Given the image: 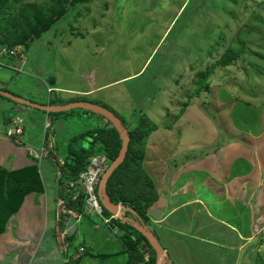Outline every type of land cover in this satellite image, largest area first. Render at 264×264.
<instances>
[{"label": "rangeland", "instance_id": "374dc122", "mask_svg": "<svg viewBox=\"0 0 264 264\" xmlns=\"http://www.w3.org/2000/svg\"><path fill=\"white\" fill-rule=\"evenodd\" d=\"M45 1L48 2L24 0V3L42 5ZM18 8L20 5L15 13ZM39 39L31 43L27 51L19 47L20 57L13 63L6 54L1 56L0 91L46 106H61L54 103L65 99L74 101L72 103L90 102L127 121L132 129L139 125V118L148 119V124L156 125L157 130L148 131L141 143L146 148L143 166L155 182L161 202H167L168 207L191 201L207 191L210 194L206 197L214 203L224 201L230 194L227 187L232 186L225 182H231L234 173L219 172V181L216 173L215 176L213 172L209 173L208 164L201 165L202 170H195L194 162L216 156L232 144L238 148L243 145L249 158L258 160L261 155L258 150L261 144H248L247 141L264 129L261 123V110H264V0H95L65 15ZM227 53L235 57L224 67L220 60ZM144 66L136 77L121 81L139 73ZM206 73L209 74L208 90L197 93L200 74ZM97 87L102 88L92 96L67 92L69 89L83 93ZM7 104L11 108L7 109ZM81 111L49 115L53 121L66 119L68 126L78 124L71 127L73 134L67 141L54 136L59 156H65L63 145L66 143L67 147L71 137L99 125H108L103 117ZM44 115L47 116L45 112L0 96V122L6 117H20L28 133L33 121L41 124ZM262 121L264 125V118ZM6 128L3 123L1 131L6 133ZM43 128L44 123L39 141ZM30 141L28 144L33 147L39 143ZM181 143L189 148L180 151L178 145ZM240 169L242 176L246 167ZM261 176L262 186L264 167ZM179 178L189 180L185 188H181L183 183L178 182ZM261 191L264 193V189ZM254 192L257 193V189L254 188ZM240 195L241 192L233 197L239 199ZM39 202L37 200L35 211L20 209L23 218L18 222L20 229L8 230L7 227L6 235L0 237V264H36L34 258L39 249L34 252L32 245L41 243L40 234L46 233L48 223L44 202L40 205ZM210 204L214 211V204ZM190 209L191 206L184 207L186 213L171 217L165 225L177 235L181 231L179 228L183 229L184 237L169 231H166L170 235L167 236L158 226L152 225L156 238L167 249L174 264H264V200L253 215L255 230L251 229L250 233H254V237L246 240L233 230L234 233L227 230L226 224L223 228L213 217L209 216V219L202 214L199 219L196 214L193 218ZM238 209L236 205L233 211ZM259 210L261 217L258 219ZM241 213L239 219L234 212V222L237 220L240 225L246 221L242 230L248 233L249 217L244 215L245 210ZM52 217L53 213L49 218ZM153 219L150 217L151 221ZM78 231L79 228L75 232ZM93 231H97L90 234L93 238L88 235L93 248L86 242L85 245L110 257L105 263L84 258L80 264H126V255H114L121 249L118 241L109 243L105 234ZM221 231L226 233L220 239L217 232ZM24 232L33 233L32 237H38L37 240L30 238L28 244L26 241L20 244L17 240H25ZM202 237L209 242H200ZM79 243L77 241L74 247L79 249ZM59 264H65L64 259Z\"/></svg>", "mask_w": 264, "mask_h": 264}, {"label": "trees", "instance_id": "16d2710c", "mask_svg": "<svg viewBox=\"0 0 264 264\" xmlns=\"http://www.w3.org/2000/svg\"><path fill=\"white\" fill-rule=\"evenodd\" d=\"M93 1L95 0H48V2L45 1L42 5H39L36 2L24 3V0H0V53L5 50L12 51L17 46L24 47L27 51L31 43L37 38L42 39L44 37L51 25L54 26L65 15ZM19 5L20 8L15 13ZM234 57V54L227 53L220 60V65L228 66ZM14 58L15 56L9 53V62L13 63ZM208 79V73L200 74L199 83L201 84L196 89L197 93H201L203 89L208 90ZM3 98L5 99V97ZM72 102L74 101L65 99L57 103L53 101L51 103L66 105L73 104ZM87 112L82 111L85 114ZM139 120V125L133 129L130 123L121 120L128 130L129 147L124 162L108 180L107 192L113 203H120L136 213V215H133L131 212L126 211L125 218L131 216L128 218L129 220L133 219L134 223L148 226L153 231L152 225L158 226V229L160 227L154 222V219L150 220V217L154 218L156 216L150 209L160 199V196L155 182L147 170L144 169L146 148L141 143L147 137V132L157 130V126L148 124L146 118H139ZM10 121L12 122L11 119ZM148 126L149 129L147 130L146 127ZM80 142L83 144L79 146ZM66 149L65 166L62 169L63 175L71 177L70 180L77 182L80 174L87 170L91 157L100 154L105 155L110 161H114L121 152L122 140L118 131L108 122V125H99L71 137ZM65 181L66 179L63 177L58 183L60 189L58 197L68 200L70 207L83 214L84 219L93 222L95 228L102 226V228L108 230L110 237L116 239L121 244L123 252L128 255L129 264H156L154 250L136 228L121 219H113L109 226H104L100 218L87 215L84 212L86 194L80 189H73L72 194L78 193L79 196L77 200L70 201L69 194L67 196L63 192ZM43 189L39 166H31L12 172L0 167V237L6 233L11 217L21 209L25 197L31 193H43ZM148 211L150 215H148ZM111 216L112 214L103 207V217L109 218ZM76 229H78V225L75 226V229H69L67 240L70 246L68 252L63 254L65 264H80L84 258L100 261L110 257L94 253L91 248L81 241H79V249L74 247L77 242ZM160 231L163 232V230ZM80 249H83L82 253L79 252ZM145 249H148L150 254L148 261H144Z\"/></svg>", "mask_w": 264, "mask_h": 264}, {"label": "crops", "instance_id": "0c3cea01", "mask_svg": "<svg viewBox=\"0 0 264 264\" xmlns=\"http://www.w3.org/2000/svg\"><path fill=\"white\" fill-rule=\"evenodd\" d=\"M152 56V55H151ZM150 56V57H151ZM149 57V59H150ZM149 59L147 60L146 64L148 63ZM145 64V66H146ZM145 66L142 68V70L135 74V75H131L128 76L126 78L121 79L122 80H128L130 78H134L137 75H139L143 69L145 68ZM120 81V80H118ZM117 81V82H118ZM115 83V82H113ZM102 87H97V88H93L90 91H86L83 93H78L76 91H71L69 89H67V92L70 93H76L78 95L81 96H92L95 95L97 93H99L100 89ZM58 90V89H57ZM58 92H65V90H59ZM262 107V106H261ZM7 109L11 108L10 104H7ZM263 108V107H262ZM44 120L46 118V116L44 115ZM13 118H9V120H13ZM264 118V110H261V123H262V127L264 128L263 125V121L262 119ZM8 120V117L4 118L3 121L0 122V167H2L3 169L7 170V171H18L24 168H28L31 166H37L36 161H34L32 158H30L25 150H23L22 148L18 147L17 145H15V143L8 139L6 136V133L1 131L2 128V124L4 123L5 128L9 126L10 122ZM41 122V124L36 123L33 121V124L31 126L32 130L28 133H26L27 139L31 140L30 142H32L34 140V142L39 141V138L41 137V131H42V125L44 123ZM66 120V119H65ZM63 120L62 122H58L57 120H54L55 123V131H54V135H53V139L54 136L57 139H63L65 141H67V137L70 136V134H73V129L71 128L72 126H77V123H74L71 126H68L67 121ZM66 122V123H65ZM6 128V129H7ZM69 129V130H68ZM264 131V129H263ZM261 129V132L257 135V137H252L248 142L250 143H254L256 142V144L259 146L261 144V148H258V150L261 151V155H258V160L257 158H249L248 151L246 152L243 148V145H241V148H238V146L233 147L234 144L231 145V147L224 151V152H218L216 156H211L210 158H206L205 159H201L198 162H194V165H197V167H195V170H202V166L201 165H205L208 164L209 168V173L213 172V176H215L216 173V177L219 179L220 181V176L218 175L219 172H227V173H234V178L232 179L231 182H225L228 185H231L232 187H227L228 192L230 193L229 195L225 196V200L221 201L220 203L216 202H211L210 199H208L206 196L210 194L209 191L206 192V194H201L200 196L196 195L195 199L191 200V201H187L185 203H181L180 205L176 204L175 206L168 207L167 202L162 203L161 199H159L152 207H154L153 209H151V212H153L154 214H156V216H154V222H158L159 225V230H163L164 233H166L167 236H170L166 231H169L171 234L173 235H177L176 232H171V229L167 230V227L165 226L171 219V217H175L176 215H180V214H184L186 213V211H184V207L186 206H191L192 209H190L191 211V216L198 214V218L201 219V215H205V216H209L213 217L214 219H216L217 221H219L218 223H220V225L226 224L227 230H229L230 232H232L231 230H233L242 240H246V239H250L251 237H254V233H250V230L252 229L253 231L255 230V225H254V221H256L253 217V215L255 216L254 213L257 212V208L258 206L261 205V201L264 200V193H262L263 191H261V189H264V185L261 186V183L259 182L261 179V171L262 168L264 167V149H262V147H264V132ZM211 140H212V136H210ZM29 140H27V142H29ZM53 141V140H52ZM155 142V139L153 140ZM41 141H39L38 145L36 147H38L40 145ZM53 143V142H52ZM182 145H178V148L180 149V151H184L185 149H187V147L189 148V146H186V144L181 143ZM247 144V143H246ZM193 145V144H192ZM60 146V145H59ZM58 146V148H59ZM65 146L64 149V155H67V147H66V143L63 145ZM255 145V150H257V147ZM245 147V146H244ZM211 148V147H209ZM246 148V147H245ZM54 149H56L55 145H54ZM248 148H246L247 150ZM215 150V147L213 148V151ZM57 151V150H56ZM217 151V150H216ZM214 153V152H212ZM159 155H157L158 157ZM257 156V155H256ZM160 158V157H158ZM200 161H202L200 163ZM211 161V162H210ZM206 166V165H205ZM246 167V170L244 172V175H240V167ZM261 168V169H260ZM232 169H234L233 172ZM194 170V169H193ZM202 173V171H201ZM39 174H40V179L42 180L44 189H43V193H31L28 196L25 197L24 200V205L21 207V209H27V211H31L32 210H37L38 206H36L37 204V200H40V202L38 203L40 205V203L44 202V211L46 213V217L48 219V223L46 226V233H42L40 234V238L39 241L41 242L40 244H33L32 246L35 247L34 252H37V250L39 249L38 253H37V257H35L34 259H37L36 264H59L60 261H62L63 259V255L60 253L59 249H57V245H56V231H55V223H56V202L59 199L58 195H59V188H58V184L56 183V176H55V170L53 165L51 164V162L48 161H44L42 164H40L39 167ZM196 175V174H194ZM210 176V174H209ZM212 176V175H211ZM212 176V177H213ZM189 177V176H186ZM190 178V177H189ZM176 178L174 179L175 182ZM189 180H183L181 181V178H179L178 182L179 183H183V185H181V188H185L186 187V183ZM252 185V188H250L249 186ZM174 189V187H171ZM254 188L257 189V193L254 192ZM240 190L241 195L239 199L234 198L233 196L236 194L239 195L238 191ZM26 199H29V202L26 203ZM210 203L214 204V211H213V207ZM164 204V205H163ZM210 204V205H208ZM160 205H163L160 206ZM236 205L239 206V209L236 211L235 207ZM171 206V205H170ZM162 207V209L160 208ZM245 210V214H247V216L249 217V222H248V226H249V231L248 233L244 232L242 230V227L245 226L246 221L244 223H240L237 224V220L234 222V212L237 214L238 218H242V211ZM253 210V211H252ZM255 210V212H254ZM21 211V210H19ZM17 212V214H15L9 221L8 225H10V227L7 225L8 230L9 228L17 230L20 229V225L18 224V222H22L23 218L20 216L21 214H19L20 212ZM212 212V214H211ZM260 214H258V219L261 217V211L259 210ZM51 213H53V217L52 219L49 218V216L51 215ZM260 216V217H259ZM16 217V218H15ZM18 217V218H17ZM195 216H193L194 218ZM228 217H231L230 220H227ZM15 218V220L13 221V219ZM192 218V219H193ZM210 219V218H209ZM194 221V220H193ZM215 221V222H217ZM201 222V221H200ZM224 222V223H223ZM91 221L87 220V219H82L81 223L78 225L79 231L76 232V238L77 241H81V242H86L88 244V246H90L91 248H93L92 244L90 243L89 237L93 238L90 236V234L93 235V233L97 232V231H93L95 228L94 225L91 226ZM17 224V225H16ZM259 224V223H258ZM87 225V226H86ZM168 225V224H167ZM86 226V227H85ZM90 227V228H89ZM200 227L203 228L202 225H200ZM241 227V229H240ZM226 228V227H223ZM181 231H179L177 236H181L184 237L182 235H184V231L183 229L179 228ZM99 232L103 233L106 235V241L107 242H112V239L110 237L109 231L104 230V228H100V229H96ZM176 230V229H175ZM261 230V229H260ZM177 231V230H176ZM11 232V231H9ZM52 232V235H49V233ZM191 232V231H190ZM232 232V233H234ZM226 233V232H225ZM224 231L221 232H217L218 235H220V239L221 236L225 235ZM25 237L23 241L17 240L20 244L22 242L26 241V244H28V240H37V238H33L32 236H34V234L32 233V235L30 234V232H24ZM5 234H3L2 236H5ZM31 235V236H30ZM49 235V236H48ZM89 235V237H88ZM242 236V237H241ZM49 237V238H48ZM159 237V236H158ZM202 237L201 240H199L200 242H209L208 240H205V238ZM109 240V241H108ZM205 240V241H203ZM239 243V242H238ZM118 245L121 246V244L119 242H117ZM30 249L32 250V247H30ZM33 253V251H32ZM96 253V252H94ZM103 256H108L105 254H101ZM115 256L117 255H126L123 252V248L121 246V249L118 250V253H114ZM121 256V257H122ZM65 259V258H64ZM107 260V259H106ZM106 260H102L100 261L101 263H105ZM99 261V260H97ZM104 261V262H103ZM58 262V263H57ZM124 262L126 264H129V258L128 255L124 256Z\"/></svg>", "mask_w": 264, "mask_h": 264}, {"label": "built area", "instance_id": "2783aa9c", "mask_svg": "<svg viewBox=\"0 0 264 264\" xmlns=\"http://www.w3.org/2000/svg\"><path fill=\"white\" fill-rule=\"evenodd\" d=\"M53 124L50 119H46L44 123V133L42 134L41 143L37 148L29 145L25 136L24 121L21 118H15L10 127L7 129L6 135L12 140L18 147L25 148L29 155L33 156L39 164L48 160L54 167L56 182L60 183V180L64 177L66 179L63 192L69 194V200L75 201L78 199L79 194H72L75 189H80L87 196L85 213L89 216L98 217L102 221L104 226H109L113 219H117L114 215L109 218L103 217V207L101 206L97 197V188L100 183L101 176L108 169V159L102 155L91 158L90 163L86 171L82 172L77 182L70 180L71 177H65L62 169L65 166V157L59 156L53 149L52 144V132ZM77 186H79L77 188ZM74 189V190H73ZM68 196V195H67ZM122 206V204H119ZM123 207V206H122ZM83 219V214L78 213L73 207H70L68 200L59 198L56 202V242L60 253L66 254L69 250V229L79 225ZM75 225V226H73ZM102 227V226H101ZM97 226V229L101 228ZM79 252H83L80 249ZM150 254L148 249L144 250V261H148ZM67 262V261H66Z\"/></svg>", "mask_w": 264, "mask_h": 264}, {"label": "water", "instance_id": "95a60500", "mask_svg": "<svg viewBox=\"0 0 264 264\" xmlns=\"http://www.w3.org/2000/svg\"><path fill=\"white\" fill-rule=\"evenodd\" d=\"M0 95L21 105H25L27 107H31L33 109H37L39 111L45 112V113H61L65 111H70L72 109H82L85 111H91L93 113H96L98 115H101L102 117L106 118L112 126L118 131L121 140H122V149L119 154V156L112 162V164L109 166L108 170L105 172L104 179L100 183L101 185L98 188V197L101 205L112 215H114L117 219L123 220V222L128 223L129 225H132L134 228H136L149 242L152 249L154 250L156 254V262L157 264H172V261L170 260V257L168 253L163 248L160 241L156 238V236L145 226H141L137 223H134L133 220H129L128 218H122L123 212L129 211L133 215H136L135 212H133L129 208H124L120 206L119 204H115L111 201L108 192H107V183L110 179L113 172L118 169V167L124 162L126 154L128 152L129 147V135L127 132V129L122 124L121 120L117 118L114 114L111 112L105 110L104 108H101L99 106L93 105L88 102H76L73 104H68L64 106H46L41 105L38 103H34L32 101H28L23 98H19L16 96H13L9 93L0 91Z\"/></svg>", "mask_w": 264, "mask_h": 264}, {"label": "clouds", "instance_id": "9594fccd", "mask_svg": "<svg viewBox=\"0 0 264 264\" xmlns=\"http://www.w3.org/2000/svg\"><path fill=\"white\" fill-rule=\"evenodd\" d=\"M19 47H21V46H17L16 48H14L12 51H7V50H5V51H2L1 53H0V59H2L1 58V56L3 55V54H6V57L8 58L9 57V53H11L12 55H14L15 56V58H14V60H17L20 56V52L18 51V48ZM5 56V55H4ZM16 57H18V58H16ZM21 57L23 58L24 57V53L21 55ZM151 58V57H150ZM55 90H57V89H55ZM64 93V92H63ZM84 97H86V95H84ZM83 102V101H82ZM84 102H86V101H84ZM88 103H90V102H88ZM92 104V103H91ZM42 105V104H41ZM66 105H68V104H66ZM94 105V104H93ZM61 106H64V105H61ZM97 106V105H96ZM72 110H82V109H72ZM72 110H70V111H72ZM105 110H107V109H105ZM82 111H85V110H82ZM82 111H81V113H82ZM108 111V110H107ZM88 112H91V111H88ZM110 112V111H109ZM91 113H93V112H91ZM112 113V112H111ZM47 114V116H46V118H45V120L48 118V119H50L49 118V115H50V113H46ZM96 114V113H95ZM113 114V113H112ZM98 115V114H97ZM99 116H101V115H99ZM102 117V116H101ZM15 118H20V117H15ZM15 118H13V120L15 119ZM104 118V117H103ZM22 119V118H21ZM107 122H109L106 118H104ZM12 120V121H13ZM51 120V122H52V124H53V127H54V129H53V132H52V144H53V149H54V139H53V135H54V131H55V123H54V121L52 120V119H50ZM121 120V119H120ZM24 121V120H23ZM44 123H45V121H44ZM11 125V124H10ZM10 125L8 126V128L10 127ZM24 125H25V122H24ZM112 125V124H111ZM125 127V126H124ZM126 128V127H125ZM24 129H25V127H24ZM127 129V128H126ZM128 131V130H127ZM43 133H44V128H43ZM7 136V135H6ZM25 136H26V130H25ZM8 138V137H7ZM9 139V138H8ZM28 143V142H27ZM16 145V144H15ZM34 148H37V147H34ZM23 150H25V148H23ZM54 151L57 153V151L54 149ZM25 152H26V154L29 156V157H32V159L34 160V161H36V163H37V165L40 167V164L38 163V161L33 157V156H31V155H29V153L25 150ZM100 156V155H99ZM102 156H104V157H106L105 155H102ZM94 157H97V156H94ZM94 157H91V158H94ZM107 158V157H106ZM108 159V158H107ZM91 160V159H90ZM46 161H48V160H46ZM48 162H50V161H48ZM112 162L113 161H110L109 159H108V168H109V166L112 164ZM42 164V163H41ZM108 170V169H107ZM105 174V173H104ZM57 183V182H56ZM58 184V183H57ZM100 184V183H99ZM98 188H99V186H98ZM98 188H97V192H96V194H97V197H98ZM99 198V197H98ZM99 200V199H98ZM100 202V201H99ZM102 206V205H101ZM123 206V205H122ZM124 207V206H123ZM125 209H126V207H124ZM126 212V211H125ZM125 212H123V217L122 218H125ZM128 216V215H127ZM129 217H131V216H128L127 218H129ZM130 220H133V219H130ZM134 221V220H133ZM145 227H148V226H145ZM148 229L150 230V228L148 227ZM151 231V230H150ZM152 233H153V231H151ZM154 234V233H153ZM155 235V234H154ZM151 246V245H150ZM163 246V245H162ZM152 248V247H151ZM164 248V247H163ZM165 249V248H164ZM165 251L168 253V251H167V249H165ZM168 255H169V253H168ZM169 257H170V260L172 261V264H174V261L172 260V258H171V256L169 255ZM156 260H157V258H156ZM156 264H157V262H156Z\"/></svg>", "mask_w": 264, "mask_h": 264}, {"label": "bare ground", "instance_id": "6f19581e", "mask_svg": "<svg viewBox=\"0 0 264 264\" xmlns=\"http://www.w3.org/2000/svg\"><path fill=\"white\" fill-rule=\"evenodd\" d=\"M100 155V154H99ZM99 155H97V156H99ZM30 158H32V157H30ZM120 204V203H119ZM118 221V220H117Z\"/></svg>", "mask_w": 264, "mask_h": 264}]
</instances>
